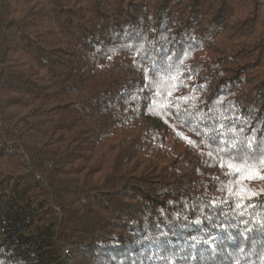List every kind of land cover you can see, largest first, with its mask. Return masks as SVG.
<instances>
[{"label": "trees", "instance_id": "obj_1", "mask_svg": "<svg viewBox=\"0 0 264 264\" xmlns=\"http://www.w3.org/2000/svg\"><path fill=\"white\" fill-rule=\"evenodd\" d=\"M240 167L264 0H0V264H264Z\"/></svg>", "mask_w": 264, "mask_h": 264}, {"label": "rangeland", "instance_id": "obj_2", "mask_svg": "<svg viewBox=\"0 0 264 264\" xmlns=\"http://www.w3.org/2000/svg\"><path fill=\"white\" fill-rule=\"evenodd\" d=\"M254 169V168H253ZM230 174L233 175V178H235V181L238 182L239 179L244 180L248 182L250 185H255L259 187L264 186V182L262 183V178L264 177V171L262 169L252 171L248 168H238L236 170L230 171ZM255 174V178H250Z\"/></svg>", "mask_w": 264, "mask_h": 264}, {"label": "snow or ice", "instance_id": "obj_3", "mask_svg": "<svg viewBox=\"0 0 264 264\" xmlns=\"http://www.w3.org/2000/svg\"><path fill=\"white\" fill-rule=\"evenodd\" d=\"M250 178H255V174H253L252 176H250Z\"/></svg>", "mask_w": 264, "mask_h": 264}]
</instances>
